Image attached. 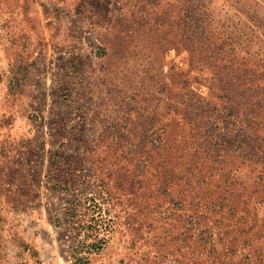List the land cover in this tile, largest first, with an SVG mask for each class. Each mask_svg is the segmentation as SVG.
<instances>
[{
	"label": "rangeland",
	"instance_id": "obj_1",
	"mask_svg": "<svg viewBox=\"0 0 264 264\" xmlns=\"http://www.w3.org/2000/svg\"><path fill=\"white\" fill-rule=\"evenodd\" d=\"M95 212L89 264H264V0H0V264Z\"/></svg>",
	"mask_w": 264,
	"mask_h": 264
},
{
	"label": "trees",
	"instance_id": "obj_2",
	"mask_svg": "<svg viewBox=\"0 0 264 264\" xmlns=\"http://www.w3.org/2000/svg\"><path fill=\"white\" fill-rule=\"evenodd\" d=\"M95 214L89 220V224L84 227L85 233L83 240L77 241V243L73 242L70 246L71 258L74 261L73 264H89L88 255L101 250L106 241V236L111 230L109 224L111 220H108L107 223L106 221L100 223V214H97V212Z\"/></svg>",
	"mask_w": 264,
	"mask_h": 264
}]
</instances>
